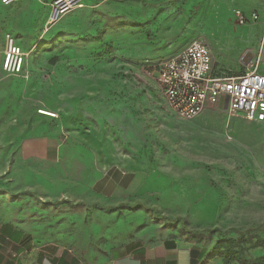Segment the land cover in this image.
Here are the masks:
<instances>
[{
    "label": "rangeland",
    "instance_id": "rangeland-1",
    "mask_svg": "<svg viewBox=\"0 0 264 264\" xmlns=\"http://www.w3.org/2000/svg\"><path fill=\"white\" fill-rule=\"evenodd\" d=\"M36 32L22 72L0 68V221L84 259L179 231L198 264H264V122L225 101L183 118L157 81L180 38L205 41L220 74L264 72V0H85ZM112 166L137 183L93 198L78 178Z\"/></svg>",
    "mask_w": 264,
    "mask_h": 264
},
{
    "label": "crops",
    "instance_id": "crops-1",
    "mask_svg": "<svg viewBox=\"0 0 264 264\" xmlns=\"http://www.w3.org/2000/svg\"><path fill=\"white\" fill-rule=\"evenodd\" d=\"M41 7L42 4L37 0H19L10 5L0 3V68L3 69L7 35L13 37L15 44L24 52L32 48L37 36L36 27L47 23L50 14V8L40 11ZM225 7L224 2L209 7L211 18L225 14L223 18L226 19L228 15L224 13ZM25 10L31 13L28 24L23 17ZM27 28L30 29L31 37L25 31ZM190 43L180 38L175 48L161 50L168 60L177 56ZM213 65L217 72L214 58ZM89 179L92 181V197L108 201L116 199L124 191H129L137 183L134 173L113 166L90 170L78 178L81 181ZM201 253L205 254V250L188 243L178 231L157 246L149 245L141 237H137L107 249L105 258H99L92 253L89 259H84L64 247L48 246L43 241L36 242V237L27 229L10 221H0V264H181L180 256H183L184 264H194Z\"/></svg>",
    "mask_w": 264,
    "mask_h": 264
},
{
    "label": "built area",
    "instance_id": "built-area-1",
    "mask_svg": "<svg viewBox=\"0 0 264 264\" xmlns=\"http://www.w3.org/2000/svg\"><path fill=\"white\" fill-rule=\"evenodd\" d=\"M19 0H0L10 5ZM46 23L48 31L72 10L83 8L85 0H52ZM243 23L245 18L241 15ZM25 53L7 35L3 69L18 74L23 70ZM162 96L179 116L192 119L221 101L233 115L250 122H264V72L258 67L240 73H217L210 47L196 39L177 56L159 66L157 77Z\"/></svg>",
    "mask_w": 264,
    "mask_h": 264
},
{
    "label": "trees",
    "instance_id": "trees-1",
    "mask_svg": "<svg viewBox=\"0 0 264 264\" xmlns=\"http://www.w3.org/2000/svg\"><path fill=\"white\" fill-rule=\"evenodd\" d=\"M39 203H42L41 201L39 202ZM151 209H154L153 207H151ZM211 232H214V230L213 229H205V230H202V231H196V232H194V233H211ZM204 254L203 253H201L200 255H199V258L196 260L197 262L196 263H194V264H198V262L200 261V259H201V257L203 256Z\"/></svg>",
    "mask_w": 264,
    "mask_h": 264
},
{
    "label": "bare ground",
    "instance_id": "bare-ground-1",
    "mask_svg": "<svg viewBox=\"0 0 264 264\" xmlns=\"http://www.w3.org/2000/svg\"><path fill=\"white\" fill-rule=\"evenodd\" d=\"M42 112H45V110H42ZM46 113H48V112L46 111Z\"/></svg>",
    "mask_w": 264,
    "mask_h": 264
}]
</instances>
